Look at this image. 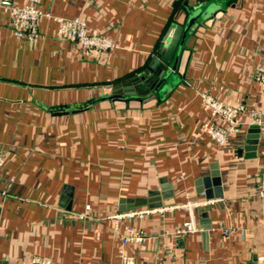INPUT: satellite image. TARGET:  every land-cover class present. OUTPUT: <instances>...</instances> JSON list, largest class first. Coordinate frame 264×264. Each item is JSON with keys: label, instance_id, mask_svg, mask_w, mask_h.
<instances>
[{"label": "crops", "instance_id": "1", "mask_svg": "<svg viewBox=\"0 0 264 264\" xmlns=\"http://www.w3.org/2000/svg\"><path fill=\"white\" fill-rule=\"evenodd\" d=\"M185 1L39 0L113 38L102 54H85L46 17L34 44L21 41L0 6V264H122L127 225L148 236L125 247L137 264H264V124L249 115L264 113V0L225 5L199 27L185 83L141 100L107 96L146 70ZM201 92L248 109L223 145L205 129ZM205 191L218 200L196 209L200 232L177 233L183 208L153 211ZM139 211L116 225V214ZM229 227L238 233L225 236Z\"/></svg>", "mask_w": 264, "mask_h": 264}, {"label": "built area", "instance_id": "2", "mask_svg": "<svg viewBox=\"0 0 264 264\" xmlns=\"http://www.w3.org/2000/svg\"><path fill=\"white\" fill-rule=\"evenodd\" d=\"M0 6L9 11L11 26L14 35L21 41L34 44L39 32V23L43 17L52 18L58 24V34L63 39H71L77 41L85 54L98 53L102 54L105 51L116 48L118 44L115 40L107 35L99 33L97 30L90 28L87 23L80 17L65 18L61 16H53L49 12H44L39 7V0H29L26 5H18L15 0H0ZM256 80L264 90V59L258 64L256 69ZM200 97L203 106L210 112L211 119L206 122L205 129L211 138L218 144H225L229 141L231 131L238 128L240 123V115L248 111L244 103L236 105H228L225 102L218 100L208 92H201ZM249 115L253 123L264 124V113L253 108L249 110ZM216 118L224 120L228 127L224 128L215 122ZM4 165V155L0 152V176L1 169ZM0 194H5L0 190ZM260 196L264 197V189L260 191ZM218 199L210 198L206 192L201 193V198H193L187 196V200L182 204H176L170 207L156 208L153 211L164 212L176 208H183L188 214L187 220L177 230L180 235L197 233L202 231L198 224L196 209L199 207L213 204ZM90 206H87V211ZM146 211L139 212H124L113 216L116 219V225L120 218L129 217L137 213L142 214ZM81 218L87 217V212L80 213ZM239 229L229 227L223 229V234L227 237L237 234ZM147 234L139 229H135L130 225L125 226V232L122 235V248L120 249L122 264H137V258L134 254L127 252L125 247L128 244H143L147 239ZM263 259V258H262ZM32 264H51L48 258L34 257Z\"/></svg>", "mask_w": 264, "mask_h": 264}, {"label": "water", "instance_id": "3", "mask_svg": "<svg viewBox=\"0 0 264 264\" xmlns=\"http://www.w3.org/2000/svg\"><path fill=\"white\" fill-rule=\"evenodd\" d=\"M237 1L186 0L179 8L177 18L171 24L164 42L151 58L146 70L123 82H132V85L123 91L118 90L119 85H116L112 94H107V96L113 100L118 99L126 102L129 98L141 100L152 93L167 92L178 82L185 83L186 74L180 71V67L192 36L216 13L224 11L225 5L234 6Z\"/></svg>", "mask_w": 264, "mask_h": 264}]
</instances>
